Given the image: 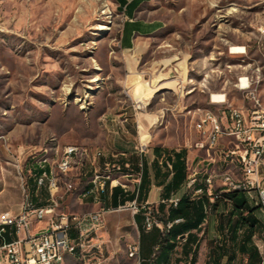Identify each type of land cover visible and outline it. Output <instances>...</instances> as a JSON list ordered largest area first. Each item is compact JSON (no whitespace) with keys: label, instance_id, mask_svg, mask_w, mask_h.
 I'll use <instances>...</instances> for the list:
<instances>
[{"label":"rangeland","instance_id":"1","mask_svg":"<svg viewBox=\"0 0 264 264\" xmlns=\"http://www.w3.org/2000/svg\"><path fill=\"white\" fill-rule=\"evenodd\" d=\"M135 19L160 27L125 49L128 17L116 0H0V217L18 211L34 165H54L67 144L99 149L101 163L120 151L136 156L139 143L147 149H199L200 110L216 112L211 103L216 93L248 106L239 89L245 77L264 105V0H148ZM232 46L243 52H231ZM198 152L200 162H190V174L206 165L188 188L199 181L216 191L218 170L202 163L207 156ZM80 170L81 164L73 171ZM69 179L60 181V190ZM87 181L63 195L62 211H89L79 204ZM30 189L33 196L32 180ZM150 206L147 214L157 221ZM230 209L220 201L218 209L208 210L197 264L213 262L212 251L229 234ZM256 216L264 222L263 212ZM106 218L95 235L102 264H139L128 255L139 240L131 212H108ZM252 242L264 258V227ZM99 254L95 247L90 256H66L63 264H84ZM235 264H247L246 258L239 256Z\"/></svg>","mask_w":264,"mask_h":264},{"label":"built area","instance_id":"2","mask_svg":"<svg viewBox=\"0 0 264 264\" xmlns=\"http://www.w3.org/2000/svg\"><path fill=\"white\" fill-rule=\"evenodd\" d=\"M245 78L246 83L240 90L248 93L249 105L235 106L225 93L216 99L212 94L211 103L217 106V110H200L199 120H204V128H196L204 137L196 143V147L207 156L201 162L213 163V170H218L219 191L242 190L264 211V162L260 161V152L264 151V105L258 93L251 89L252 82ZM136 149L142 155L147 151V145L139 143ZM75 150H82V145L67 144L61 149L58 157L62 159L61 167L43 164V169H36L34 165L36 171L30 170L28 180L22 185L23 199L18 211L7 212L0 217V264H59L61 253L74 252V257H77L79 250L85 247H96L100 254L87 258L84 264H102V245L95 241V235L104 227L105 213L129 210L135 215L146 207L139 204L135 197L98 210L62 211L63 195L72 193L84 180L93 181L94 189L80 201L90 199L101 206L103 196L112 198L115 186L119 185L124 193H130L125 192V186L121 185L122 176L138 180V185L142 179V164L136 171L129 162L117 160L118 156L101 163L103 155L97 148H92V152H83V158L72 159V151ZM83 159H90V167H83ZM71 160L81 162L80 171H71ZM220 162L223 163L222 170L218 167ZM112 167H121V174L116 178L104 176V169ZM200 170L189 174V181L197 179ZM63 178H70L66 180L67 189L58 190V181ZM102 179L112 181V191H104ZM31 180L35 184V199L31 194ZM204 189L213 201L215 191H208V185ZM202 191L203 188H200L197 193ZM177 200L173 198L170 201L175 203ZM154 224L159 222L147 214L145 228L149 230ZM10 229L15 238L6 241ZM128 255L140 264L139 240L129 246Z\"/></svg>","mask_w":264,"mask_h":264},{"label":"trees","instance_id":"3","mask_svg":"<svg viewBox=\"0 0 264 264\" xmlns=\"http://www.w3.org/2000/svg\"><path fill=\"white\" fill-rule=\"evenodd\" d=\"M140 1L117 0L120 6L131 15ZM130 25L131 23H125L123 31ZM153 151L158 154H168L166 162L169 166L166 163L167 171L163 176L166 181L163 183L165 201L159 203L156 212L157 222L161 223L162 227L154 224L150 229L154 231V234L148 235L150 241L154 237V244L147 260L141 256V244L145 238H143L144 231L140 229V264H197L202 226L207 220L208 210L218 209L220 201L227 202L231 206L227 221L229 234L212 251L214 260L211 264H235L239 256L245 257L247 264H264L261 252L252 242L253 236L264 227L256 216L261 207L257 204L250 205L245 199L244 191L236 189L231 191L217 189L213 193L214 200L211 201L210 195L204 189L207 184L199 181H196L191 188H187L175 203L169 201L171 192L179 190L182 184L187 185L189 181L187 151L184 147L177 150L160 145L154 146ZM117 160L124 163L123 158ZM141 164L142 179L138 188V199L146 197L148 185L143 161ZM200 188H203V191L196 193V189ZM118 191L117 186L112 196L114 197ZM33 198L35 199L34 195ZM218 226L223 229L224 224L220 222Z\"/></svg>","mask_w":264,"mask_h":264},{"label":"crops","instance_id":"4","mask_svg":"<svg viewBox=\"0 0 264 264\" xmlns=\"http://www.w3.org/2000/svg\"><path fill=\"white\" fill-rule=\"evenodd\" d=\"M130 1V0H128ZM148 0H141L138 5L134 8V10L132 11V15L128 14L125 10L124 7H121L119 2L118 3L122 13H124L127 17H128V21L126 23H131L130 26H127V29L125 31L122 30V45L123 48L125 49H133V47L136 45L134 43V39L138 38L139 36H144V35H148L151 34L152 32H154L155 30H157L160 27V24L158 22H146V21H142V20H137L136 18V13L139 11V7L144 3L147 2ZM149 120H151L150 124L154 123L155 119L150 118ZM136 124L138 126V128H141L140 125H138V118L135 119ZM148 124V123H147ZM143 128L146 127V123L144 122L143 124ZM146 129V128H145ZM157 146V145H155ZM172 148V147H170ZM187 151L186 153V163H187V167L188 169H190V162H200L199 160V149H188L186 147H184ZM177 150H179L180 148H176ZM151 150V152H150ZM149 151V153H147ZM132 153H128L127 151H120L119 153H117L116 156L117 159L118 158H123L124 162H129L132 166V168L134 170H138L140 169V164L143 161L144 163V167H145V171H146V175H147V192H146V197L143 196L140 199L137 198V201L139 202V204L145 205L148 210H150V204H152L154 213L156 214V212L158 211V205L160 202H164V189L163 186L166 181L164 180L163 176L165 174V172L167 171V165L169 166V163L166 162L167 161V157L168 154H158L155 153L152 149H147L146 153L140 155L137 154L136 156H130ZM112 160V159H111ZM167 163V165H166ZM203 179L205 180V178L203 177ZM128 179L126 178H121V184H127ZM189 186V182L187 184H182L180 189L177 191H172L170 194V198L169 201L173 198H178L180 195H182L186 189ZM84 187L87 188V186L85 185ZM117 187V186H115ZM114 187V188H115ZM113 188V190H114ZM119 191L117 192V194L114 195V197L112 196L111 199H109V197L103 196V204L100 206L99 204L93 203L90 199L85 200V201H78L80 204L81 209L84 207L90 211L92 210H98L100 208H105V207H109L110 205H117L119 203L124 202L127 199H134L135 197H137L136 193H132L133 191V187L128 188V190H125V192H130V193H124L123 188L121 186L118 185ZM139 188V185L137 184V190ZM106 191H112V189L110 187L106 188ZM113 194V191H112ZM79 200V199H78ZM143 208L139 213L133 215L131 213V217H132V221L135 224V227L138 230V237H139V242H140V229H142L144 231V237L145 240H143L142 244H141V256L143 257V259H148L152 248H153V238L150 240H148V235L149 234H154L153 230H147L145 228V218L147 215V209ZM82 209V210H83ZM150 212V211H149ZM257 212H263L264 211L260 208ZM107 213H105L104 215V220H107L106 218ZM105 221V222H106ZM261 223L264 222L261 221ZM158 227H162V224H156ZM15 238V235L12 234L11 229L9 230V233L6 234L5 240L6 241H11ZM95 247H90V249L88 250H79L80 253H83V256H90L91 255V251L94 249ZM177 255V254H176ZM68 256V255H67ZM70 256V255H69ZM73 257V256H72ZM68 258V257H67Z\"/></svg>","mask_w":264,"mask_h":264},{"label":"bare ground","instance_id":"5","mask_svg":"<svg viewBox=\"0 0 264 264\" xmlns=\"http://www.w3.org/2000/svg\"><path fill=\"white\" fill-rule=\"evenodd\" d=\"M231 52H243V47L232 46L231 47ZM245 83H246V78H240V80H239V89H242V84H245ZM245 93H246L245 98L248 100V93L247 92H245ZM212 97H213V99H216V98H221L222 95L221 94H213ZM196 126H197V128H204V120H199L196 123ZM83 152H92V149L84 147V148H82V150L72 151V159L83 158ZM263 157H264V151L260 152V161L261 162H262ZM85 163L89 164V166H90V159H84L83 160V164H85ZM79 164H81V162H79L78 160H71V171H73L75 166L79 165ZM39 166H40L41 169H43V165H39ZM61 166H62V159H59V161L56 162L53 165V167H61ZM120 174H121V167H112L110 169H104V176H108V178H116V176H118ZM122 177L126 178V179L129 178V176H122ZM209 178H210V176L207 179L208 182H210ZM60 181L61 180L58 181V190L61 189ZM131 184H132V187H133L132 191L133 192H138V190H137L138 180H132ZM121 185H124L125 186V190H128L129 185H126V184H121ZM86 186H87V188L84 187L82 192L79 195L80 200H81V197H84L88 193L93 191L94 182L91 181V180H88ZM107 187H110L112 189V181L110 179H102V188L104 189V191H106ZM66 189H67V182L65 183V190ZM73 191H72V193H73ZM88 249H90V247L81 248L80 250H88ZM67 255H74V252L61 253L59 255V264H63L64 263L65 258H66Z\"/></svg>","mask_w":264,"mask_h":264}]
</instances>
